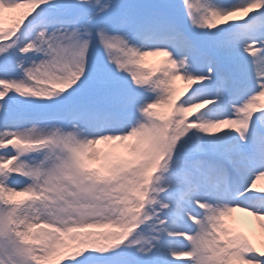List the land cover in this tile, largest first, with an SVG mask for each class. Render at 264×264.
Masks as SVG:
<instances>
[{
    "label": "snow or ice",
    "instance_id": "1",
    "mask_svg": "<svg viewBox=\"0 0 264 264\" xmlns=\"http://www.w3.org/2000/svg\"><path fill=\"white\" fill-rule=\"evenodd\" d=\"M0 264H264V0H0Z\"/></svg>",
    "mask_w": 264,
    "mask_h": 264
},
{
    "label": "bare ground",
    "instance_id": "2",
    "mask_svg": "<svg viewBox=\"0 0 264 264\" xmlns=\"http://www.w3.org/2000/svg\"><path fill=\"white\" fill-rule=\"evenodd\" d=\"M149 59H155V60H157V61H159L161 58H149ZM184 83H183V81L182 80H178L177 81V86H179V88L181 89L183 86ZM180 85H181V87H180ZM183 89V88H182ZM239 215V214H238Z\"/></svg>",
    "mask_w": 264,
    "mask_h": 264
},
{
    "label": "rangeland",
    "instance_id": "3",
    "mask_svg": "<svg viewBox=\"0 0 264 264\" xmlns=\"http://www.w3.org/2000/svg\"><path fill=\"white\" fill-rule=\"evenodd\" d=\"M149 60H150V63H151V64H157V63H158V61L155 60V59H149ZM183 83H184V82H183ZM182 86H183L182 88L184 89L185 85L183 84ZM177 87L179 88V86H177ZM180 87H181V85H180ZM182 88H181V89H182Z\"/></svg>",
    "mask_w": 264,
    "mask_h": 264
}]
</instances>
